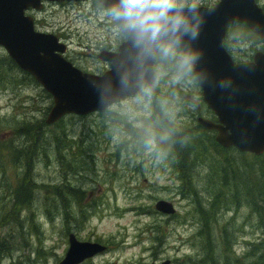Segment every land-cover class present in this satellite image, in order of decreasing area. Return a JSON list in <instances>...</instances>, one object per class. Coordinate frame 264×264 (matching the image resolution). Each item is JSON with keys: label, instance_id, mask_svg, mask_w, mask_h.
Here are the masks:
<instances>
[{"label": "rangeland", "instance_id": "rangeland-1", "mask_svg": "<svg viewBox=\"0 0 264 264\" xmlns=\"http://www.w3.org/2000/svg\"><path fill=\"white\" fill-rule=\"evenodd\" d=\"M219 1L185 4L210 7ZM256 1L264 9V0ZM108 11L96 0L44 1L25 14L35 31L65 44L62 56L73 67L100 77L110 68L98 55L117 52L125 41ZM224 42L237 63L264 51V41L244 25L234 26ZM188 58L172 46L154 65L152 90L144 85L103 113L66 115L47 125L52 98L0 46V264H59L70 232L79 242L105 246L81 264L203 262L206 255L191 242L198 220L208 223L203 244L215 249L208 264H226L222 255L232 258L230 264L257 258L254 246L264 232L252 208L264 207V155L225 153L215 134L198 125V117L216 119ZM20 130L31 136L22 137ZM223 169L228 187L220 189ZM214 188L221 194L210 210ZM188 189L196 197L183 196ZM160 200L172 205L173 215L156 210Z\"/></svg>", "mask_w": 264, "mask_h": 264}, {"label": "water", "instance_id": "water-1", "mask_svg": "<svg viewBox=\"0 0 264 264\" xmlns=\"http://www.w3.org/2000/svg\"><path fill=\"white\" fill-rule=\"evenodd\" d=\"M42 1L72 2L87 0H0V46L22 71L45 90L53 100L46 124L52 125L67 114L84 116L102 113L113 103L139 93L144 84H155L154 62L159 49L145 60L137 58L127 34L117 52L98 55L109 63L102 76L82 73L63 58L66 46L47 33L34 30L28 9L39 10ZM108 10L116 0H96ZM187 16L193 13L184 8ZM197 35L182 36L176 46L187 55L190 73L195 78L202 100L216 117V122L202 117L197 123L216 132L215 142L242 153H264V52H256L252 61L234 63L223 46L228 28L244 24L264 40V11L255 0H220L212 8L196 7ZM158 212L173 215L170 203L156 202ZM68 250L59 264H81L103 252L98 243L79 242L68 235ZM161 264H168L164 262Z\"/></svg>", "mask_w": 264, "mask_h": 264}, {"label": "clouds", "instance_id": "clouds-1", "mask_svg": "<svg viewBox=\"0 0 264 264\" xmlns=\"http://www.w3.org/2000/svg\"><path fill=\"white\" fill-rule=\"evenodd\" d=\"M185 7V0H116L108 14L127 34L137 58L143 61L156 49L171 50L184 35L195 39L196 3L187 5L192 17L185 14Z\"/></svg>", "mask_w": 264, "mask_h": 264}, {"label": "trees", "instance_id": "trees-1", "mask_svg": "<svg viewBox=\"0 0 264 264\" xmlns=\"http://www.w3.org/2000/svg\"><path fill=\"white\" fill-rule=\"evenodd\" d=\"M232 31V30H231ZM227 49V48H226ZM163 50H160L159 52H158V54H157V56H156V62L158 61V58L163 54ZM10 59V58H9ZM11 60V59H10ZM10 63H13V61L11 60L10 61ZM26 75L31 79V81L32 82H35L34 81V79L30 76V75H28L27 73H26ZM58 122H60V120L58 121ZM57 122V123H58ZM45 123H46V119H45ZM56 123V124H57ZM20 132H22L21 130H20ZM209 132H212V131H209ZM212 133H214V132H212ZM215 134V133H214ZM31 136V134L30 133H28V132H22V137H30ZM214 143L218 146V147H220V148H222L221 146H219L216 142H215V139H214ZM223 150L222 151H224L225 153H229L230 151H234V152H238V153H240V155H242V154H245V153H242V152H240V151H238L237 149H235V148H232V147H229V148H222ZM262 155H264V153L262 154ZM261 155V156H262ZM22 157H24V159L25 160H28L29 159V155L28 154H26V149H24L23 151H22ZM254 157H257V156H254ZM259 157V156H258ZM172 167H174L175 168V170L177 169V167H176V165L175 164H173V163H171L170 164ZM225 166H232L233 167V162L232 161H227L226 162V165ZM220 173L222 174L221 175V177H220V184H219V187H220V189H222V188H227L228 187V184H227V182H226V178H227V175H228V172L225 170V169H223V170H220ZM180 177V180L183 182V184H184V187H186V185H185V182H184V178H183V176H182V174H178ZM235 183V182H234ZM22 189L24 188V184H23V182H22V185L20 186ZM222 187V188H221ZM253 189L254 188H249V189H247V191H248V193L249 194H251L252 192H253ZM262 190H264V186H262L261 187V189H260V192H261V194L263 195V191ZM23 191V190H22ZM69 191V190H68ZM235 191L237 192V188L235 187ZM74 192V194H78V195H80V193H77V191H73ZM193 192V193H192ZM195 191L194 190H191V189H188V190H184L183 192H182V195L183 196H186L188 193H189V196H191V198L192 197H196V193H194ZM212 192H213V195H214V197H215V199H213V201H212V203H211V205H210V210H213L214 209V207L216 206V204H217V200H216V198H218L219 197V195L221 194L220 192H218V191H216L215 190V188L212 190ZM192 193V194H191ZM248 197H251V198H253L252 196H248ZM262 204L263 203H261V205H260V208L259 207H257L256 205H254L253 206V208H252V211L255 213V214H257V216H258V222H259V230L261 231H263L264 232V207L263 208H261L262 207ZM262 210V211H261ZM84 211L83 210H80L79 211V216H80V218H83L84 217ZM199 219V218H198ZM212 220V219H211ZM198 222L200 223V225H199V228H198V230H197V232L194 234V236L193 235H191V242H192V244H193V246L194 247H200V249L199 250H202L201 252L203 253V255H206V258H204V260H203V262H207V264L209 263V259H210V257H212L213 258V254H214V252H215V249H214V251L210 248V247H208L207 245H205V244H203V240H204V228H203V224H204V227L205 228H207L208 227V223L207 222H205V221H202V220H198ZM67 230H69V228L67 229ZM71 230V229H70ZM264 234V233H263ZM250 247H251V245H249ZM255 248H256V253H254L253 254V257L254 258H256L251 264H264V238H263V240L260 242V243H258L257 245H255L254 246ZM198 257H201V254L198 256ZM249 258V256L248 257H245L244 259H248ZM231 260H232V258L231 257H228L227 255H222L221 256V262L222 261H225L226 262V264H230L231 263ZM202 262V258H200L199 260L197 259V260H194L192 263L193 264H204ZM211 262H212V260H211ZM238 263V261H235V264H237Z\"/></svg>", "mask_w": 264, "mask_h": 264}]
</instances>
